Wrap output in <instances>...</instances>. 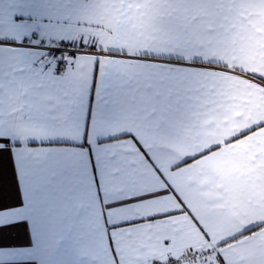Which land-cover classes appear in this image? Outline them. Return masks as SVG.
Wrapping results in <instances>:
<instances>
[{
    "label": "crops",
    "instance_id": "obj_1",
    "mask_svg": "<svg viewBox=\"0 0 264 264\" xmlns=\"http://www.w3.org/2000/svg\"><path fill=\"white\" fill-rule=\"evenodd\" d=\"M0 16V264H264V0Z\"/></svg>",
    "mask_w": 264,
    "mask_h": 264
},
{
    "label": "built area",
    "instance_id": "obj_2",
    "mask_svg": "<svg viewBox=\"0 0 264 264\" xmlns=\"http://www.w3.org/2000/svg\"><path fill=\"white\" fill-rule=\"evenodd\" d=\"M10 46L19 47V48H30V49H40L45 55L57 54L60 57L59 63V71L60 73H64V65L65 63L72 57L76 55H93V54H101L90 51L86 48H76V47H68L66 45H62L59 43H49V44H41V43H10Z\"/></svg>",
    "mask_w": 264,
    "mask_h": 264
},
{
    "label": "snow or ice",
    "instance_id": "obj_3",
    "mask_svg": "<svg viewBox=\"0 0 264 264\" xmlns=\"http://www.w3.org/2000/svg\"><path fill=\"white\" fill-rule=\"evenodd\" d=\"M25 2H26L27 5H31L34 2V0H25ZM14 15H15V18L17 20H23V23L22 24H17L16 26L17 27H26L28 29L29 36L31 35L32 32L35 31L37 20L39 18H42V17H40V15H39L38 12L32 11L30 7L27 10L18 11ZM28 18H32L33 19V23L32 24H28ZM2 20H3V17L0 16V21H2ZM30 42L35 44L38 41L32 40ZM42 54H46V53H42ZM7 210L8 209H0V211H7ZM0 230H2V229H0Z\"/></svg>",
    "mask_w": 264,
    "mask_h": 264
}]
</instances>
